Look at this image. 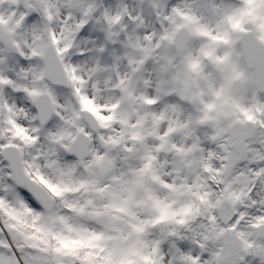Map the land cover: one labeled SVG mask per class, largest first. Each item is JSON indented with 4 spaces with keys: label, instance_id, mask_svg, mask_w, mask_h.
I'll use <instances>...</instances> for the list:
<instances>
[{
    "label": "snow or ice",
    "instance_id": "1",
    "mask_svg": "<svg viewBox=\"0 0 264 264\" xmlns=\"http://www.w3.org/2000/svg\"><path fill=\"white\" fill-rule=\"evenodd\" d=\"M0 264H264V0H0Z\"/></svg>",
    "mask_w": 264,
    "mask_h": 264
}]
</instances>
